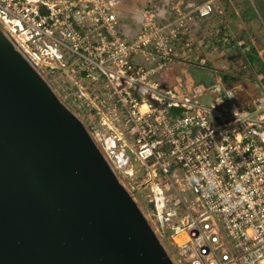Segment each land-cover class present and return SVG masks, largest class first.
<instances>
[{
  "label": "built area",
  "instance_id": "obj_1",
  "mask_svg": "<svg viewBox=\"0 0 264 264\" xmlns=\"http://www.w3.org/2000/svg\"><path fill=\"white\" fill-rule=\"evenodd\" d=\"M127 1L0 0V32L144 194L173 264H264V77L252 93L177 72L180 31L220 0Z\"/></svg>",
  "mask_w": 264,
  "mask_h": 264
},
{
  "label": "water",
  "instance_id": "obj_2",
  "mask_svg": "<svg viewBox=\"0 0 264 264\" xmlns=\"http://www.w3.org/2000/svg\"><path fill=\"white\" fill-rule=\"evenodd\" d=\"M0 264H173L82 123L1 32Z\"/></svg>",
  "mask_w": 264,
  "mask_h": 264
},
{
  "label": "rangeland",
  "instance_id": "obj_3",
  "mask_svg": "<svg viewBox=\"0 0 264 264\" xmlns=\"http://www.w3.org/2000/svg\"><path fill=\"white\" fill-rule=\"evenodd\" d=\"M141 1L144 0H128L124 5L142 8ZM204 1L184 0L193 5H200ZM261 3L264 6V0H220L209 18L201 19L193 15L191 21H187L180 31L179 42L182 48L185 44L188 46L184 50L185 60L177 71L186 74L183 76L185 81L203 84L196 83L192 73L205 76L211 84L217 79L223 82L225 76L229 84H223L227 88L241 84L244 88H250L252 93L258 89V78L263 75L256 72V65L249 64L247 54L254 49L264 64V19L258 7ZM169 5L166 9L170 8ZM181 9L186 13L183 6ZM261 84L264 86V79ZM245 96L242 94L241 98L245 99ZM64 103L67 105V102ZM121 174L118 173L119 176ZM136 203L144 216L151 220L150 207L146 204L144 194L139 193Z\"/></svg>",
  "mask_w": 264,
  "mask_h": 264
},
{
  "label": "trees",
  "instance_id": "obj_4",
  "mask_svg": "<svg viewBox=\"0 0 264 264\" xmlns=\"http://www.w3.org/2000/svg\"><path fill=\"white\" fill-rule=\"evenodd\" d=\"M259 7V10H260V15L262 16V18L264 19V6L263 4L261 3L260 5H258ZM255 50L254 49H251L250 53L247 54V60L249 62V64L251 66H254L256 65V68L257 69V73L258 74H262L263 77H264V64L259 60V58L257 57V54H255ZM192 78L193 80L196 82V83H203L205 85H209L211 84V81H209L205 76H202L201 74H195V73H192ZM225 79H223V83L225 85L229 84L226 80V77L224 76ZM264 79V78H263ZM150 207V210H151V206Z\"/></svg>",
  "mask_w": 264,
  "mask_h": 264
},
{
  "label": "crops",
  "instance_id": "obj_5",
  "mask_svg": "<svg viewBox=\"0 0 264 264\" xmlns=\"http://www.w3.org/2000/svg\"><path fill=\"white\" fill-rule=\"evenodd\" d=\"M150 2H151V0H144L143 2L141 1L142 7L147 6Z\"/></svg>",
  "mask_w": 264,
  "mask_h": 264
}]
</instances>
